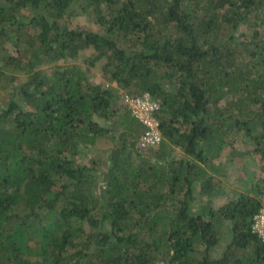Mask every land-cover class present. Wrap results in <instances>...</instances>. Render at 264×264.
Listing matches in <instances>:
<instances>
[{"label": "trees", "instance_id": "trees-1", "mask_svg": "<svg viewBox=\"0 0 264 264\" xmlns=\"http://www.w3.org/2000/svg\"><path fill=\"white\" fill-rule=\"evenodd\" d=\"M111 83L159 103L158 146ZM0 87V264H264V0H0ZM226 148L259 176L213 207Z\"/></svg>", "mask_w": 264, "mask_h": 264}, {"label": "rangeland", "instance_id": "rangeland-1", "mask_svg": "<svg viewBox=\"0 0 264 264\" xmlns=\"http://www.w3.org/2000/svg\"><path fill=\"white\" fill-rule=\"evenodd\" d=\"M27 14V12H25ZM70 24L73 26H81L90 30L99 31L98 25L94 22V18L87 17L85 15L77 14L70 16ZM252 26L255 28L252 21ZM252 28L249 24H240L236 35H241L243 33L251 32ZM89 50L82 52L79 58L74 60V62L85 67L87 72L92 75L97 82L105 83L108 85L101 77V62H97L94 66H88L84 63V59L90 55ZM73 62V61H72ZM113 88L116 89L118 93V102L117 106H124L123 101L124 95H130L123 91L121 88L117 87L115 83L110 84ZM8 89H1L0 87V109L5 106L9 97ZM244 143L237 141L235 146L237 149L244 150ZM111 143L107 138L101 139L95 146H92L86 150L85 155L89 157H95L100 154L102 159L106 157ZM136 147L140 150L138 146V141ZM102 151V153H100ZM221 163L223 164L222 173L218 175L219 180V195L211 201L213 207H219L220 205L226 203L227 201L234 199L241 192H246L248 187L255 181L256 177L259 176V160L257 156H254L251 153H246L244 155H230L229 149L226 148L225 152L220 157ZM205 201L204 197H198L194 202V205L197 207L202 202ZM264 206V205H263ZM219 231V240L217 245L211 250L210 254L212 257H220L224 252L226 246L230 242V229L227 221H220L217 223Z\"/></svg>", "mask_w": 264, "mask_h": 264}, {"label": "built area", "instance_id": "built-area-1", "mask_svg": "<svg viewBox=\"0 0 264 264\" xmlns=\"http://www.w3.org/2000/svg\"><path fill=\"white\" fill-rule=\"evenodd\" d=\"M123 101L131 115L143 126L138 146L142 149L158 146L162 140L157 118L159 103L153 100L147 92L135 96L124 95ZM252 231L264 241V206L253 217Z\"/></svg>", "mask_w": 264, "mask_h": 264}]
</instances>
